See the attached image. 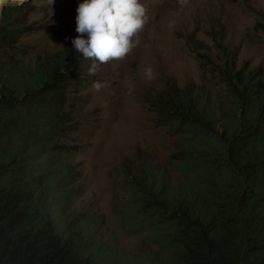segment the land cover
<instances>
[{
    "label": "trees",
    "instance_id": "obj_1",
    "mask_svg": "<svg viewBox=\"0 0 264 264\" xmlns=\"http://www.w3.org/2000/svg\"><path fill=\"white\" fill-rule=\"evenodd\" d=\"M36 2L8 6L0 20V264H100L91 249L99 223L72 210L82 172L71 159L82 148L70 139L75 95L89 64L73 39L38 37L33 19L48 6ZM221 70L226 112L200 105L191 85H168L150 101L154 124L183 134L174 159L190 193L175 194L165 178L158 186L143 158L119 169L135 190L126 219L149 215L172 264H264V77L237 70L234 58Z\"/></svg>",
    "mask_w": 264,
    "mask_h": 264
},
{
    "label": "rangeland",
    "instance_id": "obj_2",
    "mask_svg": "<svg viewBox=\"0 0 264 264\" xmlns=\"http://www.w3.org/2000/svg\"><path fill=\"white\" fill-rule=\"evenodd\" d=\"M82 2L37 0L43 9L48 6L33 19L43 25L38 37L62 44L76 38V9ZM140 2L147 21L133 38L136 47L92 76L87 75L88 60L75 95L78 130L70 139L82 148L71 159L80 163L82 172L72 210L92 213L99 223L102 239L91 249L100 264H172V247L157 226L147 223L149 215L126 219L136 207L135 190L123 182L119 171L125 160L143 158L156 171L158 186L165 178L175 194L192 190L190 175L174 159L184 147L183 134L154 124L151 98L168 85L181 89L191 85L200 105L226 112L222 109L226 88L219 74L226 61L234 58L237 70L260 69L264 77V0H189L183 8L177 0ZM171 21L175 26L170 29ZM203 57L211 61L207 67L214 73L205 72ZM148 67L155 77L151 81L144 76ZM93 81L107 87L97 92Z\"/></svg>",
    "mask_w": 264,
    "mask_h": 264
},
{
    "label": "clouds",
    "instance_id": "obj_3",
    "mask_svg": "<svg viewBox=\"0 0 264 264\" xmlns=\"http://www.w3.org/2000/svg\"><path fill=\"white\" fill-rule=\"evenodd\" d=\"M177 3L183 8L189 0H177ZM6 4L7 0H0V9ZM76 12L78 35L72 40V46L76 54L91 61L87 71L89 76L95 75L102 65L110 61L124 59L136 47L138 41L133 38L147 21V10L140 0H83ZM174 26L175 21L168 25L170 29ZM144 76L148 81L153 80V69H144ZM104 87H107L106 83H92V88L97 92ZM131 90L130 87L129 94Z\"/></svg>",
    "mask_w": 264,
    "mask_h": 264
},
{
    "label": "water",
    "instance_id": "obj_4",
    "mask_svg": "<svg viewBox=\"0 0 264 264\" xmlns=\"http://www.w3.org/2000/svg\"><path fill=\"white\" fill-rule=\"evenodd\" d=\"M7 6H8V4L5 5V6L2 8V10H1V14H2V11L4 10V8H6ZM1 14H0V18H1Z\"/></svg>",
    "mask_w": 264,
    "mask_h": 264
},
{
    "label": "bare ground",
    "instance_id": "obj_5",
    "mask_svg": "<svg viewBox=\"0 0 264 264\" xmlns=\"http://www.w3.org/2000/svg\"><path fill=\"white\" fill-rule=\"evenodd\" d=\"M9 1H11V0H7V3H8ZM19 1H23V0H19ZM1 10H2V9H0V13H1Z\"/></svg>",
    "mask_w": 264,
    "mask_h": 264
}]
</instances>
